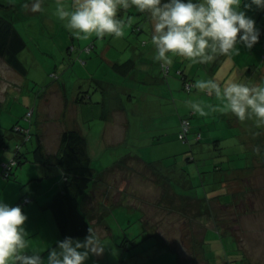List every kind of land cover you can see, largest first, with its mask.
<instances>
[{"label": "rangeland", "instance_id": "obj_1", "mask_svg": "<svg viewBox=\"0 0 264 264\" xmlns=\"http://www.w3.org/2000/svg\"><path fill=\"white\" fill-rule=\"evenodd\" d=\"M0 1L18 4L16 10L9 9L5 12H10L14 24L25 38L27 45L20 58L28 68L27 75L31 81L29 86L23 85L21 92L20 86L19 91L14 89L12 99L0 103V147L7 145L11 136L13 145L16 143V135H20L13 130L16 124L31 126L33 132V137L26 143H23L22 137L18 139L24 144L23 151L28 160L17 166L10 178L1 176L0 157V181L13 183L7 188V192H11V199L22 189L20 198L13 206L25 208L20 203L21 199L31 196L35 201L32 194L34 189L39 187L41 196H46L45 191L49 189L48 186L51 187L54 180L59 178L62 181L56 166L48 167L34 161L33 150L38 143L37 137L43 131L46 148L54 153L61 133H58V130L64 123L59 116L61 107L68 102L71 106L74 96L80 91L81 95H84L85 90H91L92 100H79L81 104L78 106L82 111L79 112L78 118L82 129L89 128L94 131L89 135L90 153L99 173L91 191L95 201L93 208L95 209L97 204L100 205V201L109 204L107 217L114 236L109 240L112 242H105L109 259L107 264H118L122 259L129 264H178L179 259L180 264H264V168H258L251 180L234 184L231 180L226 181L227 175L235 171L234 167L251 165L253 155L252 152L239 151L238 147L233 148L240 144L241 136L239 138L238 133L233 131V126L229 127V122L237 121L250 135V139H254L250 131L262 130L264 135V129L255 128L252 121L236 120L234 115L227 113L209 111L206 117L193 113L187 107L186 101L198 99L206 108L220 101L214 95L199 93L197 90H184L183 79L174 72L184 70L193 82L196 79H225L236 73L240 79L255 83L264 78V62L260 53H252V49L240 45V55L231 59L221 56L208 64L190 65L182 57L173 59L170 65L173 70L168 78L173 81V89L178 92L177 95L174 92L170 102L174 111L170 124L176 126L179 112L181 117L193 114L190 118L192 129L186 142L179 140L176 134L172 135L183 145V149L176 157L157 161L156 168L157 166H149L128 155L151 152L150 147L154 140H149V136L144 132L137 133V127L141 124V116L151 113V108H146V104L152 106L153 103H146L142 99L138 101L139 88L136 87L134 101L137 100L142 109L138 110L139 116L133 117L134 126L130 137L128 135V139L120 145L113 144L112 142L121 140L123 135H113L111 131L108 134L97 132L107 120L104 114L108 113V110L101 100V93L96 92L97 82L91 80L88 69H85L87 63L89 68L93 65V70L101 66L97 72L102 74L108 60L115 56L129 53L133 49H155L151 44L152 29L148 15L135 9L120 10L118 15L132 18L123 37L105 36L98 39L92 35L87 39H77L55 16L57 0H43V10L35 15L24 8L26 0ZM62 2L71 8L74 0ZM243 3L244 0L241 8L256 20L257 27L264 29V10L255 7L244 9ZM258 44L257 49H261L262 42ZM82 49L93 51L87 54L81 52ZM105 49H112L113 53L106 54L103 52ZM152 57L155 55L151 56L152 62L160 63ZM10 71H13V76L20 78L14 69ZM60 83L63 93L58 90ZM33 106L35 110L30 121L25 115ZM40 122L43 123L41 126H44L42 129L39 128ZM196 132L203 135L200 142H195ZM216 139H220V144H215ZM102 143L108 145L106 150L100 153ZM258 143L261 154L264 152V148H261L264 137H258ZM1 151L3 150L0 148V154ZM13 154L12 151L11 157ZM123 155L126 157L124 161L119 162L121 164L112 167L107 165L114 160L117 162ZM193 156L195 160L188 159ZM205 159L208 161L207 165L201 162ZM217 166H221V169H217ZM23 168L25 172L21 175L16 173ZM36 170L42 173L32 175L36 174ZM48 175L55 177L48 178ZM33 177L35 179L31 180ZM43 180L44 182L40 183ZM246 185H250L252 191L247 193L248 197L245 198L239 193ZM235 189L239 191L235 192ZM230 200H234L235 204H228ZM223 201H227L226 205ZM135 208H139L142 213ZM43 219L45 221L46 218ZM215 223L220 230L208 228L203 238L204 227L214 226ZM46 233V227L42 226V232L30 238L32 247L45 250L44 257L50 250L41 243V236ZM232 235L236 241L232 239ZM89 261L88 258L85 264Z\"/></svg>", "mask_w": 264, "mask_h": 264}, {"label": "clouds", "instance_id": "obj_2", "mask_svg": "<svg viewBox=\"0 0 264 264\" xmlns=\"http://www.w3.org/2000/svg\"><path fill=\"white\" fill-rule=\"evenodd\" d=\"M241 3L242 0H74L69 8L57 0L54 14L74 38L95 35L103 39L125 35L132 18L118 15L120 10L146 13L151 22L155 59L171 65L175 57H182L193 65L208 64L221 56L231 59L240 55V45L252 49L259 42L262 30ZM253 7L264 10V0H244V9ZM24 8L41 12L43 0H26ZM192 87L220 101L207 108L198 99L186 101L198 116L206 117L209 111L227 113L264 129V78L246 82L233 73L225 79H196ZM27 219L21 206L0 200V264H85L90 255L105 250L100 235L89 229L83 240L67 236L58 241L44 257L43 251L30 243L24 226Z\"/></svg>", "mask_w": 264, "mask_h": 264}, {"label": "crops", "instance_id": "obj_3", "mask_svg": "<svg viewBox=\"0 0 264 264\" xmlns=\"http://www.w3.org/2000/svg\"><path fill=\"white\" fill-rule=\"evenodd\" d=\"M9 3H13L16 8L18 7V4L14 2L9 1ZM25 3L26 1L24 2V4ZM35 14L36 13H34V15ZM262 30H263L262 35L258 43H261L263 39L264 29ZM258 43L252 48L251 52L260 53V58L264 62V60L262 59V50H261L263 49V46H261V49H257V47L259 46ZM24 50L25 49L21 51L20 53L21 56L23 55ZM92 51L93 49H90V50L83 49L81 52L91 54ZM103 52L106 54L113 53L112 49H105L103 50ZM154 55H155V49H147V50L143 49L140 51H138L137 49H133V51H130L129 53L125 52L124 54H120L118 56L111 58L112 60H108V62L106 63L105 71L102 74H99L97 72V70H100L101 66H97V68L93 70L94 68L93 65H91L92 67L89 68L88 67L89 63L85 64V69H88L87 71L90 73L91 78H93L94 81L97 80L98 85L96 88V92L101 93V98H102L101 100L103 101L105 108L107 107L106 109L108 110V113L104 114V117H106L107 120L103 122V125L97 132L108 134V132L111 131V134L113 135L117 133H120L123 135L121 140H118L117 142L114 141L112 142L113 144L116 143L117 145H120L121 143H123L124 141L128 139L126 137L132 133L133 126H134L133 117L139 116L138 110L142 109L141 104L137 102V100L134 101L135 100L134 93H135L136 87L139 88L137 89L138 90V93H137L138 101L143 100L146 103H149V102L153 103L152 106H149L146 104V108H151L149 110L151 113L146 114L145 116H141V121H140L141 124L139 127H137L138 128L137 133L144 132L149 136L148 137L149 140L151 141L154 140L153 142L154 144H151L152 146L150 147L151 152H148L147 154H137V153L128 154L129 156L131 157L134 156V158H136L138 161L148 164L149 166L156 165L157 161L163 160L168 157H173L174 155H178L179 153H181L180 152L182 151L181 149H183V145H181V143H179V141L174 139V137L172 136L173 134H176L179 139L180 120H181L180 112H179V120L176 126H172L170 124L171 116L174 113L170 102L172 101V98H173L172 96H174V92H176V95H177L178 91L173 89V86H172L173 81H170V79L168 78L169 76L167 78L164 77V74L161 70V62L159 64H157L156 62L155 63L152 62L151 56H154ZM152 58H155V57H152ZM127 59L135 60V63H136L135 69L124 74L120 71H116L113 68V64L115 62L122 63L123 61ZM13 69L14 68L11 67L6 61H4L3 59H0V103H2L3 100L4 102H6L8 99H12L14 89L16 91H19V86H20L21 87L20 92H21L23 85L29 86V84H31V81L29 80L28 75H22L21 73H19L20 78H18L16 75L13 76V71H10ZM23 76L25 77L24 79H23ZM173 78H177V77L173 76ZM18 82H21V83L18 84ZM58 90H60V92L63 93V90L61 87H59ZM79 100H80V96L77 94L76 96H74L73 103L71 106H70V103L68 102V103H65V105L61 107L59 116L62 118L61 122L62 123L64 122V123L62 124V127L58 130V133L62 131L65 127L79 128L83 132V134L86 135L88 139L89 153H90L91 152L90 151L91 141H90L89 135L90 133L94 131L90 130L89 128H84V129L81 128V124L79 121L80 119L78 118V116H80L79 112L82 111V108L78 106V104H81ZM67 116L69 118H67ZM234 119L237 120V118H234ZM237 124H238L237 121L233 123L229 122V127L233 126L232 127L234 129L233 131L238 133L239 138L241 136V139L239 140L240 144L234 146L233 148L235 149L236 147H238L239 151L244 150L246 153L252 152L253 155H252L251 165H247V166L242 165V166L234 167L235 171L232 174L227 175L226 181L230 182L231 180L233 182L232 184L237 183L239 181L245 182V181L251 180V176L255 173V171L258 168L259 169L264 168V158H263L264 152L260 154V151H257V148H259L258 137L259 138L264 137V135L262 134L263 131L262 130L254 131V132L250 131V133L254 136V139L253 138L250 139V135L247 134L246 130L240 124L238 125ZM41 125H43V123L40 122L39 128L40 129H42V127L44 128V126H41ZM16 137H17L16 143L20 142V140L18 139H20L21 136L16 135ZM11 139L12 138H9L8 144L6 145L7 147L6 149H4L3 146L0 147L3 150L1 151V154H0L1 161H2L1 173L3 172V169H4L3 167L4 163L10 162L13 159L11 155H12V151L14 152L15 150L16 143L13 145ZM218 140L219 141L215 143L216 145L220 144V139ZM4 141L5 140H3V143ZM43 142H44V139H43ZM195 142H197L196 139H195ZM107 145L108 144L102 143L100 147V153H103L106 150ZM58 146H59V143H58ZM261 148H264V143H263V146H261ZM23 149L24 147L22 148V150ZM154 151L157 152V154H155ZM23 154L25 155V153ZM91 154L92 153H90V155ZM120 157L121 158L117 162L116 160H114L108 163L107 165L112 167V166L121 164L119 162L124 161L126 156L123 155ZM9 158L11 160H9ZM190 159L195 160V157L193 156ZM201 162L204 165H207L208 163L206 159L204 161L202 160ZM16 167L17 166H15V168ZM220 167L221 166H217V169H219ZM15 168L13 169V166L10 168L9 170L10 174H13ZM57 170L60 173L59 177L62 178V181L59 178L57 180H54L51 184V187L48 186L49 189L45 191L47 194L46 196H41L42 193L40 194L39 187H37V189H34L35 192H33L32 194L34 195L36 200L33 201L34 200L33 199L28 205L24 206L25 208L22 209V211L28 217V219L25 221L24 226L29 233V239L33 235H36L37 233L42 232V226H45L47 229V233L41 236L42 237L41 243L44 247H47L48 249H51L52 247L57 246V242L61 240L60 231L56 223L54 214L52 210L49 207H47L52 197L58 191H61L63 189V184H64L63 172L59 167ZM23 172H25L24 168L21 171L19 170L16 171V173L17 174L19 173V175H21ZM40 173H42V171L36 170V174H32V175L37 176ZM1 176L2 178H9L7 177V175L4 176L2 174ZM52 177H55V176L48 175V178H52ZM34 179H35L34 177L31 178V180H34ZM42 182H44V180L41 181L40 183ZM10 185H13L11 181H9L8 183H2L0 181V200H3L4 202L8 203L10 206H13L17 203V200L20 198V195H21L20 193H22V189L17 191L14 198L11 199V192H7V188L8 187L10 188ZM240 190L242 192H240L239 194H243V197L246 198L248 197L247 193H251L252 188L250 185L249 186L246 185ZM91 191L84 197L82 201V205L87 210L88 216L90 220L92 221V224L94 227V233L100 235L104 244L106 241L112 242L109 240H112L111 237L114 236V232L112 231L110 220L107 217L109 214L107 205L109 204L103 203L102 201H100V205L97 204V207L94 209L93 205L95 204V201L93 200L91 196L92 194ZM237 191H239V189H235V192ZM235 192H233V194ZM214 197H218V196H214ZM226 202L227 201H223L224 204ZM231 203L235 204V201L230 200L228 204H231ZM135 210H137L139 213H142L139 208H135ZM43 217L46 218L45 221ZM141 217H142V214H141ZM39 220L41 221V223ZM42 222H46V223H42ZM216 224L217 223H215L214 226L204 227L203 238L205 237V234L208 232V228H215V229L217 228L218 230H220L216 226ZM84 238L85 237H80L79 239L83 240ZM232 239L236 241V238L234 236L232 237ZM41 255H43V252L41 253ZM89 260L90 261L86 264H91V263L107 264L109 263L108 253L106 252V249H105L104 252L99 255H96V254L90 255ZM122 260L125 261V264H129L128 261L124 259Z\"/></svg>", "mask_w": 264, "mask_h": 264}, {"label": "trees", "instance_id": "obj_4", "mask_svg": "<svg viewBox=\"0 0 264 264\" xmlns=\"http://www.w3.org/2000/svg\"><path fill=\"white\" fill-rule=\"evenodd\" d=\"M9 9L11 11H14L16 10V7L13 3H4L0 1V59L6 61L18 73H21L22 75H27L28 68L25 66V64L20 58V53L23 49L26 48L27 44L25 38L18 30L17 26L14 24L10 16V12H5ZM261 42L263 46V49H261L262 59L264 60V37ZM135 66L136 63L133 59H127L122 63L115 62L113 64V68L116 71H120L124 74L135 69ZM168 66L169 70L166 71L163 69V64L161 63V70L165 78L170 76V72L172 71V67L170 65ZM175 74L179 75L181 79H183V88L185 90H195V88L192 87L194 82L192 81V79L188 78L184 70L175 71ZM91 80L94 81L93 78H91ZM95 81L97 82V80ZM188 84L190 85V88H187ZM59 87L63 88L61 83L59 84ZM96 88L97 85L95 86V89ZM85 93L86 94L84 95H81V91L78 93V95L80 96V100H88V98L90 100L93 99L91 90H85ZM34 110L35 107L33 106L27 111L25 115L28 119H30V121L33 116ZM192 116L193 114H191L189 117L191 118ZM184 117L188 116H183L181 118V123ZM13 130L20 133V136L23 139V143L30 141L33 137L31 126H23L16 124L14 125ZM190 133L191 130L189 132V135ZM197 135L198 133L196 132V136L194 139H196L197 142H200V140L202 139V133L201 139L199 140L197 139ZM9 138H13V136ZM43 139H45V137L42 136L41 132V134L37 137L38 143L33 150L34 161L36 163L48 166L54 165L57 168L59 167L63 172V189L61 191H58L47 205V207H49L54 214L56 223L60 231L61 240H63L67 236H71L73 238L86 237L89 234V229H91L94 233V227L92 221L88 216L87 210L82 205V201L84 197L95 186L98 180L97 178L99 173V171H97L94 166V159L89 153L88 139L79 128L65 127L59 135V146L57 151H55L54 153H51L47 150ZM179 139L182 140L181 138ZM217 141L219 140L217 139L215 142ZM23 147L24 144H22L21 142H17L15 144V150L13 152L14 154L12 156V160H15L16 163L13 166V169L15 168V166H19L23 162L28 160V157L23 154L25 153L22 150ZM3 148L6 149V145H3ZM173 157H176V155H174ZM188 159L191 160L190 158ZM10 162L4 163L7 165V167L3 165L4 169L2 172L4 176L7 175V177L9 178L12 175L9 172L11 168L9 164ZM155 166L157 165H154V167ZM156 168H158V166ZM32 200L33 198L31 196H26L25 198L21 199L20 203L22 206H26ZM118 264H125V261L121 260ZM178 264H180V259L178 260Z\"/></svg>", "mask_w": 264, "mask_h": 264}, {"label": "built area", "instance_id": "obj_5", "mask_svg": "<svg viewBox=\"0 0 264 264\" xmlns=\"http://www.w3.org/2000/svg\"><path fill=\"white\" fill-rule=\"evenodd\" d=\"M90 50V49H88ZM264 57V55H263ZM163 69L168 71L169 70V66L168 65H163ZM187 88H190V85L188 84L187 85ZM191 127H192V124H191V120H190V117H184L182 119V123H181V130L179 132V138H181L183 141H187L188 140V136H189V132L191 130ZM197 139H201V133H198L197 135ZM16 163L15 160H12L9 164L10 166H14ZM5 167H7L6 164H4Z\"/></svg>", "mask_w": 264, "mask_h": 264}]
</instances>
